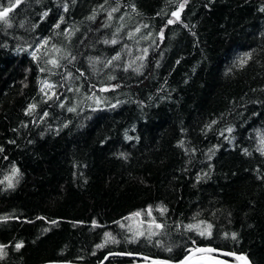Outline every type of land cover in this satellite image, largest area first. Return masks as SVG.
<instances>
[{
	"label": "trees",
	"instance_id": "obj_1",
	"mask_svg": "<svg viewBox=\"0 0 264 264\" xmlns=\"http://www.w3.org/2000/svg\"><path fill=\"white\" fill-rule=\"evenodd\" d=\"M184 2L0 0L1 264H264V0Z\"/></svg>",
	"mask_w": 264,
	"mask_h": 264
},
{
	"label": "water",
	"instance_id": "obj_2",
	"mask_svg": "<svg viewBox=\"0 0 264 264\" xmlns=\"http://www.w3.org/2000/svg\"><path fill=\"white\" fill-rule=\"evenodd\" d=\"M211 249L212 251H209ZM106 257V256H105ZM97 264H103L104 259ZM187 257V260H185ZM225 257L230 258L227 260ZM142 261H136L129 264H153L154 261H164L166 264H181V261H184L185 264H250L246 256L242 254H236L231 252H226L222 250L213 249L209 246H196L188 251L180 260L178 261H167L159 260L156 258L146 257ZM1 264V263H0ZM41 264H81L74 262H45Z\"/></svg>",
	"mask_w": 264,
	"mask_h": 264
},
{
	"label": "snow or ice",
	"instance_id": "obj_3",
	"mask_svg": "<svg viewBox=\"0 0 264 264\" xmlns=\"http://www.w3.org/2000/svg\"><path fill=\"white\" fill-rule=\"evenodd\" d=\"M17 3H19V0H17ZM185 3H186V0H185V2L184 3H180L179 4V6H178V9H177V11H174V12H172V16L173 17H175L176 18V21H178L179 19H180V12L183 10V8L185 7ZM12 7H14V5L12 6ZM118 9H113L112 11H117ZM11 11V7H9V8H4L3 10H0V20H2V19H5L7 16H8V13ZM44 15H47V12H45V14ZM175 21L174 20H172V19H169L168 21H167V24H172V23H174ZM59 25H57V27H58ZM167 26V25H166ZM137 31H139V29H137ZM161 36L163 35V29L161 30ZM112 43H116V41L115 40H113V41H111ZM44 43L46 44L47 43V41H44ZM147 50H145V52H146ZM32 55H33V57H35V53H32ZM250 55V54H249ZM120 57H119V54H117L115 57H113V59H119ZM52 64H57V61H55V60H52V61H50ZM247 61H246V59H242L241 61H240V64H241V66H243V64H245ZM42 71H43V69H42ZM137 71H139V69H137ZM48 87H51V85H48ZM102 90H105V89H102ZM35 107V105H30L29 106V110H31L32 108H34ZM69 111H74V109H69ZM228 131L230 132L231 131V129H228ZM262 142H264V141H262ZM182 143V142H181ZM18 173H19V170L18 169H16V168H13V170H12V176L11 177H5V179L6 180H8V182H9V187H12L13 186V184H12V179L14 178V177H16L17 175H18ZM163 211H165V209H162L161 210V213H163ZM136 215H139V213H137ZM53 223H55V222H53ZM202 224L204 223V222H201ZM157 227H162L161 225H157ZM188 228H189V230H191V229H193V225H188L187 226ZM195 227H197V228H199V225H197V226H195ZM211 228H212V225L211 224H206V227H205V230H203V231H200L199 232V235H201V236H207V237H211V235H212V233H211ZM142 234V233H141ZM226 236H227V234H225ZM105 236L106 237H109L110 236V234H108V233H105ZM232 238L233 239H235L236 238V234L235 233H233L232 234ZM113 242H115L114 240H113ZM193 244H195V241H193L192 242ZM22 245L21 244H17L16 245V247L17 248H20ZM5 246L4 245H0V251H2L3 250V248H4ZM97 247H103V245H97ZM168 251H171V249H168ZM209 251H212L211 249H209ZM145 259H147V258H145ZM185 260H187V257H185ZM153 264H166V262H164V261H159V262H156V261H154L153 262ZM181 264H185V262L184 261H181Z\"/></svg>",
	"mask_w": 264,
	"mask_h": 264
}]
</instances>
